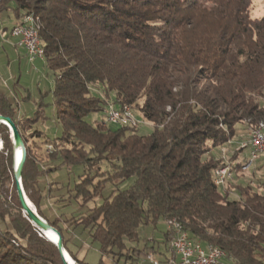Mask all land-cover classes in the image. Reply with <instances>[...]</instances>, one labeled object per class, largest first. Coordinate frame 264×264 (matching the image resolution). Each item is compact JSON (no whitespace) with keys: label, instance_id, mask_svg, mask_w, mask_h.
Instances as JSON below:
<instances>
[{"label":"trees","instance_id":"trees-1","mask_svg":"<svg viewBox=\"0 0 264 264\" xmlns=\"http://www.w3.org/2000/svg\"><path fill=\"white\" fill-rule=\"evenodd\" d=\"M252 1L0 0V9L36 20L60 136L50 140L15 117L1 91L0 114L12 118L27 148L24 192L77 264L88 263L70 245L75 227L98 243L101 264L115 255L134 260L147 245L129 243L138 241L140 227L159 220L177 221L202 247L219 248L223 262L264 264V176L256 187L233 183L231 175L214 182L220 167L230 173L246 165L231 154L228 166L217 153L237 125L246 122L249 130L264 123V13L252 17ZM99 85L113 97L101 96ZM109 101L138 112L151 130L106 123ZM94 112L104 118L90 123L86 117ZM0 138L1 184L8 171L12 180L11 137L1 123ZM75 166L81 172L71 188L47 180L50 172ZM129 179L103 195L107 183ZM12 186L16 208L0 201V219L8 217L0 264H63L55 244L23 215L13 180ZM51 197L73 198L78 207L52 215L44 206ZM95 198L101 202L86 207ZM172 235L167 228L162 244L177 259Z\"/></svg>","mask_w":264,"mask_h":264},{"label":"rangeland","instance_id":"rangeland-1","mask_svg":"<svg viewBox=\"0 0 264 264\" xmlns=\"http://www.w3.org/2000/svg\"><path fill=\"white\" fill-rule=\"evenodd\" d=\"M4 12L5 14L10 15L12 18V12L10 10ZM263 13L264 0H253L250 10L251 16L260 17ZM11 21L12 22H10L9 25L13 23V18L11 19ZM16 23H14V25ZM28 69L29 74L21 78V85L19 84L18 87H14L13 92L6 93V96L8 97L10 103L12 104V107L14 108L15 117H18V119L21 120H29V123L32 126L31 129H39L50 140H52L53 138L60 136L58 123L53 120V112L55 110L52 98L53 75L46 68L45 63L40 60L38 62H35L34 64H31V66L29 65ZM23 71H25V69H23ZM98 87V93L101 96H110L111 98L113 97V93H106L107 91L103 85H99ZM109 102L113 103L111 101ZM37 111H39V113ZM132 113L140 121L139 125L137 126V130L141 133L149 132L151 130V124L149 122L144 121L138 112H133L132 110ZM103 118V112H94L88 115L86 117V120L90 123H93L97 119ZM248 127L249 125L246 124V122H242L237 125L236 136L228 140L227 143L223 144V146L220 148V151L218 150L217 153H219V155L225 161H228V157L231 154H239L240 157H243L246 161V165L233 172L230 171V175L232 176L230 178V181L233 183L249 182L251 185L256 187V183L258 182L259 178H262L264 176V151L259 153L257 158H255L249 163V149L244 148L242 151L237 150L239 149L238 147L240 142H244L245 140H247V132L249 133V131L255 126L250 127L249 130ZM27 131L29 132L30 130L26 129L25 132ZM33 140L34 143L37 145L34 147L35 155H37L39 153L37 150L39 140L36 138ZM1 148L2 140L0 138V150ZM47 148H50V145H47ZM226 164L228 166H231V163L229 161L226 162ZM80 172V166L71 167L70 170H68L66 167H62L56 171L50 172V174L47 176V180H56L63 185H67V183H69L68 186L71 188L74 184V181L77 179V174H79ZM8 176L9 179H5L0 184V201L6 202V205L10 206V208H16L15 193L13 190L11 174L9 173V171ZM131 181L132 180L129 179L118 184L107 183L104 188L103 195H107L113 190L117 191L118 189L127 187L131 183ZM234 196L235 194L232 192L231 197ZM54 200V197H51L50 199L44 202V206L50 210V213L52 215H56L58 212L67 213L72 209H76L78 207V204L73 198L70 201L66 200L65 202H55ZM100 202L101 199L95 198L94 200L89 201L86 204V207H92L93 205L99 204ZM63 203L66 205H63ZM7 221V216H5L4 220L0 219V230L6 228ZM167 228L168 225L163 220H159L155 227L152 225H145L143 227H140L138 241L136 243L131 242L129 243V245H138V248H142L143 246L147 245L145 246V251H141L140 254L134 260H125V256L118 255H115L113 257H103L101 264H154V261H156L158 264H167L166 262H164L166 258H170V260L174 263L177 262V259H174L172 257L171 251L165 250L163 248V232ZM70 245L72 249L78 253V256L84 258L88 264L99 263L100 253L98 250V243L91 239L89 233L83 227L78 226L71 231ZM150 246L154 247V251L150 249ZM135 252L136 251H134L133 255H135ZM74 262L75 264H77L75 260Z\"/></svg>","mask_w":264,"mask_h":264},{"label":"built area","instance_id":"built-area-1","mask_svg":"<svg viewBox=\"0 0 264 264\" xmlns=\"http://www.w3.org/2000/svg\"><path fill=\"white\" fill-rule=\"evenodd\" d=\"M28 20V14L20 17L17 23L10 29V35L17 38V45L23 47L28 58L33 60L37 58L39 50L36 46V41L32 38L31 30L28 28ZM105 122L109 124L127 125L125 122L120 121L116 109L110 108L107 103L105 105ZM138 125L139 121L137 120ZM241 147H249L250 163L259 153L263 152L264 136H258V138L252 139V142H240L238 148ZM228 178H230V173H222V167H220V175L214 177V182L216 184H224ZM166 223L168 228L173 232L170 244L177 256L176 264H224L220 253L210 250H198L193 245L190 237H183V231L175 228V221H167ZM154 264L158 263L154 261Z\"/></svg>","mask_w":264,"mask_h":264},{"label":"water","instance_id":"water-1","mask_svg":"<svg viewBox=\"0 0 264 264\" xmlns=\"http://www.w3.org/2000/svg\"><path fill=\"white\" fill-rule=\"evenodd\" d=\"M0 123L4 124L9 131L12 143V180L15 187L17 199L23 215L36 226L42 234L52 243L55 244L63 264H70L66 258V250L64 249L62 236L60 232L50 225L42 216L38 214L36 208L27 197L21 183V173L24 162L26 160L27 148L20 132L10 116L0 114ZM50 232V234H46ZM55 234V238L52 235ZM50 235V236H49Z\"/></svg>","mask_w":264,"mask_h":264},{"label":"crops","instance_id":"crops-1","mask_svg":"<svg viewBox=\"0 0 264 264\" xmlns=\"http://www.w3.org/2000/svg\"><path fill=\"white\" fill-rule=\"evenodd\" d=\"M11 11V16L4 11ZM19 17L10 8L0 9V91L5 95L13 92L14 87L21 85V78L29 74V65L43 61L41 58L30 60L25 49L17 45V38L10 35V29ZM25 69V71H23ZM224 264H229L224 261Z\"/></svg>","mask_w":264,"mask_h":264},{"label":"bare ground","instance_id":"bare-ground-1","mask_svg":"<svg viewBox=\"0 0 264 264\" xmlns=\"http://www.w3.org/2000/svg\"><path fill=\"white\" fill-rule=\"evenodd\" d=\"M28 16H29L28 28H30L32 38L36 41V46L38 47V50H39L37 53V57L42 58L43 57V46L40 42V38L38 35V26H37L35 18L30 14H28ZM22 17H24V15ZM106 103L108 104L110 108L116 109L112 105V103L110 102H106ZM116 112L121 122H125L126 124H131V125L137 124L138 119L132 114L129 108H125L122 111L116 109ZM258 136H264V123H259L255 127H253L248 133L247 140H245L244 142H252V139L258 138ZM263 151H264V147H263ZM222 173H226V169H222ZM215 174H216L215 176H219L220 169L216 170ZM175 228L179 229L180 231H183V237H189L187 232L183 229V226L177 221H175ZM46 234H50V232L47 231ZM55 236L56 235L53 234L52 238H55ZM192 241H193V245L196 246L198 250H210L212 252L220 253L222 258L224 257V252L220 250L219 248L212 247V246L202 247L199 242H196L194 240ZM66 258L68 259L70 264H75L74 260L70 257V255L67 252H66Z\"/></svg>","mask_w":264,"mask_h":264}]
</instances>
